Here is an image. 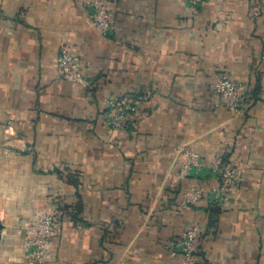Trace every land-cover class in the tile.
<instances>
[{
    "label": "crops",
    "instance_id": "1",
    "mask_svg": "<svg viewBox=\"0 0 264 264\" xmlns=\"http://www.w3.org/2000/svg\"><path fill=\"white\" fill-rule=\"evenodd\" d=\"M91 0H0V264H182L172 255L200 226L203 264H264V0H105L113 31L91 23ZM75 50L87 83L59 70ZM221 74L249 95L235 111L212 90ZM146 98L123 129L105 124L111 94ZM206 169L238 160L234 193L186 204ZM52 214L43 263L25 225Z\"/></svg>",
    "mask_w": 264,
    "mask_h": 264
},
{
    "label": "built area",
    "instance_id": "2",
    "mask_svg": "<svg viewBox=\"0 0 264 264\" xmlns=\"http://www.w3.org/2000/svg\"><path fill=\"white\" fill-rule=\"evenodd\" d=\"M207 0H188L192 7H200ZM88 14L92 25L102 34L109 35L113 31L110 11L105 0H91L87 3ZM264 57V53H263ZM59 70L63 77L77 82L87 83L79 71L78 59L72 46L64 44L59 57ZM212 90L220 98L226 100V105L235 111L245 109L249 95L244 92L242 83L229 74H221L212 85ZM146 97L138 93L111 94L106 99L105 124L110 129H123L135 114L139 105ZM187 161L182 167V175L197 177L198 183L191 185L184 194L186 204L201 200L208 195L212 204L222 206L234 193L240 175V163L236 159L224 161L217 159L206 169L209 177L216 183L208 187L204 185L202 174L205 169L200 157L192 152H187ZM57 218L52 215L37 217L33 222L25 225L26 251L33 259L43 263L48 252L50 238L58 233ZM200 226L196 222L190 223L181 234L179 241L172 250V255H179L182 264H203L196 250Z\"/></svg>",
    "mask_w": 264,
    "mask_h": 264
}]
</instances>
